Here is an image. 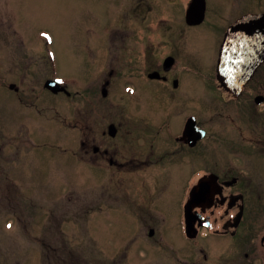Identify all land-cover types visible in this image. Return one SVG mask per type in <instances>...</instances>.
Here are the masks:
<instances>
[{
  "label": "rangeland",
  "instance_id": "obj_1",
  "mask_svg": "<svg viewBox=\"0 0 264 264\" xmlns=\"http://www.w3.org/2000/svg\"><path fill=\"white\" fill-rule=\"evenodd\" d=\"M172 1L0 0L6 6L7 35V48L0 55L2 63L6 69L29 65L30 71L25 74L31 73L28 78L33 79L34 87L26 94L36 105L33 113L28 112L25 104L16 105L6 94L0 108L2 126L6 128L0 137V264H75L78 256L87 260L100 256L109 261L113 255L115 264H162V249L150 242L148 228L139 233L126 227L113 230L107 222L97 232L92 229L97 223L94 218L106 222L105 209L101 215H88L79 225L77 213L82 196L87 195L89 200L104 196L102 204L104 208L109 206L114 173L107 164L88 160L86 175L81 176L84 165L77 157L78 124L84 108L87 125L96 129L97 144L117 143L123 150L130 143L156 141L135 133L148 129L144 126L148 127L149 121L151 126H158L162 83L140 85L138 80L145 81L146 56L162 58V10ZM191 51L197 84L194 94L199 100L210 98L215 95V86L209 82L214 67L204 44ZM112 68L117 70V77L108 96L102 97L98 81ZM53 76L64 81L62 87L68 89L70 97L56 96L44 88L45 81ZM130 81L135 83L133 94L126 88ZM84 91L81 102L79 93ZM137 95H141V102L132 98ZM212 114L203 113V117ZM65 120L69 122L66 125ZM111 123L118 127L117 138H103L102 131ZM99 166L105 171L102 178H95ZM260 169H264L263 162ZM158 170L151 167L135 174L145 178L153 191ZM120 195L131 196L135 205L141 200L137 196L144 194L135 188L134 197L133 193ZM146 203L160 207V195L153 191ZM57 224L66 228L62 237L56 232ZM49 244L53 246L49 248ZM66 256L70 263H63Z\"/></svg>",
  "mask_w": 264,
  "mask_h": 264
},
{
  "label": "flooded vegetation",
  "instance_id": "obj_2",
  "mask_svg": "<svg viewBox=\"0 0 264 264\" xmlns=\"http://www.w3.org/2000/svg\"><path fill=\"white\" fill-rule=\"evenodd\" d=\"M183 2L173 0L162 10V58H152L148 52L150 56H146L143 70L145 81L138 80L140 85L162 83L158 126H151L149 121L150 125L144 126L148 129L135 133L156 141L130 143L129 148L123 150L117 143L97 144L96 129L87 125L84 108L80 112L77 157L84 165L81 176L86 175L84 167L90 160L107 164L114 178H110L109 206L104 208V196L94 200H89L87 195L81 197L82 206L77 213L79 225L88 215L98 212L101 215L105 209L106 222H98V216L94 218L97 223L92 229L97 232H101L107 222L113 230L126 227L139 233L148 228L150 242L158 243L162 249V264H264V169H260V163H264V0ZM5 8V4H0V55L7 48ZM246 16H255V24L246 26L248 31L240 32L241 37L235 32L226 41L228 30ZM199 18L202 20L190 21ZM14 32L16 34V30ZM19 42L21 46V40ZM202 44L214 67L209 82L215 86V95L199 100L194 94L197 84L190 59L191 48ZM222 49L229 67L238 65L239 52H249V59L257 62L239 91L224 88L218 80ZM246 58V55L240 57L241 60ZM28 66L25 63L19 68L6 69L0 57V108L8 94L16 105L25 104L28 112L33 113L35 102H30L26 94L34 87L33 79L28 78L31 73L25 74L30 71ZM152 72L159 73L160 77L150 78ZM104 74L97 81L102 97H107L117 70L112 68ZM48 79H59L64 85L60 77ZM25 83L28 84L26 89L23 88ZM134 85L130 81L126 86L131 94L136 92ZM46 90L56 96H71L65 87L59 92ZM79 94L83 102L85 91ZM140 96L132 98L138 102ZM211 111L212 115L203 117V113ZM111 125L115 127L114 135L110 134ZM5 129L0 114V137ZM102 136L117 138L118 127L109 124ZM137 137L143 140L142 136ZM151 167H159L153 191L160 195V207L147 205V197L153 191L145 178L135 174ZM103 171L104 168L96 167L95 178H102ZM135 188L144 195L137 196L141 200L134 205L131 196L120 194L133 193L134 197ZM193 192L196 201L188 205ZM51 214L56 215L54 211ZM55 228L59 237L66 233L62 225L57 224ZM0 246H3L1 239ZM114 257L105 261L100 256L91 260L78 256L74 261H78L75 264H115ZM68 258L64 257L63 263H67Z\"/></svg>",
  "mask_w": 264,
  "mask_h": 264
},
{
  "label": "water",
  "instance_id": "obj_3",
  "mask_svg": "<svg viewBox=\"0 0 264 264\" xmlns=\"http://www.w3.org/2000/svg\"><path fill=\"white\" fill-rule=\"evenodd\" d=\"M203 17V16H202ZM202 18H199L198 20H190V21H201ZM256 22L255 16L253 17H246L242 19L240 22H238L237 28L230 29L227 33V35L231 36V34L240 28L242 29L241 34L245 31H248L246 26L249 25H254ZM243 37V36H242ZM255 53V52H254ZM220 62L218 65V79L221 82L222 86H224L226 89L235 91L236 89H240L241 86L243 85V81L251 75L252 71L256 68L257 62L255 59H249V52H244V53H239L240 55L238 56V62L240 63L239 65H233V68H229L230 65L227 67L224 66L225 64V58L226 55L223 53V51L220 53ZM225 55V56H224ZM247 56L248 58L241 60V56ZM254 58L255 56L252 55ZM244 65V66H243ZM241 66H243L241 68ZM150 78H157L160 77L159 73L153 72L149 75ZM45 87L50 89L53 92H58L61 91L63 88L60 86V81H52L48 80L45 83ZM103 94L106 95V90L103 91ZM115 127L113 125L110 126V134L114 135L115 134ZM196 201V193L193 192L191 199L189 201V204L194 203Z\"/></svg>",
  "mask_w": 264,
  "mask_h": 264
}]
</instances>
